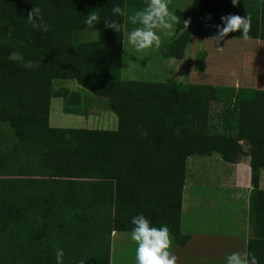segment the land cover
<instances>
[{
    "label": "trees",
    "instance_id": "16d2710c",
    "mask_svg": "<svg viewBox=\"0 0 264 264\" xmlns=\"http://www.w3.org/2000/svg\"><path fill=\"white\" fill-rule=\"evenodd\" d=\"M36 6L47 32L27 22ZM114 6L125 9V0H0V264H56L58 248L64 264H110L113 233H131L139 214L184 246L183 191L194 155L218 153L234 164L247 148L258 191L264 90L122 81L125 17L114 16ZM91 11L100 21L90 28ZM176 15L168 53L182 58L190 26L186 13ZM105 20L119 22L121 33ZM217 25L223 21L213 22V35ZM81 31L98 40L77 42ZM249 36L264 41V1ZM226 37L242 39L240 31ZM71 78L108 99L117 131L50 128L55 83ZM254 237L263 239L264 228Z\"/></svg>",
    "mask_w": 264,
    "mask_h": 264
},
{
    "label": "crops",
    "instance_id": "0c3cea01",
    "mask_svg": "<svg viewBox=\"0 0 264 264\" xmlns=\"http://www.w3.org/2000/svg\"><path fill=\"white\" fill-rule=\"evenodd\" d=\"M264 0H239L234 6L231 0H199L193 13L194 0H167L169 11L176 15L184 12L190 21V37L182 58L169 55L177 24L170 30L157 29L161 46L142 52L135 51L128 43L132 25L125 17L122 52V81L143 83L208 85L213 87L264 90V41L257 42L254 52L239 61V69L248 78L231 85L211 80L212 70L222 60L212 56L211 49L226 44L228 39L216 42L211 27L216 20L229 14L257 19ZM145 6V0H125L128 16ZM235 38V37H225ZM77 42L98 40L95 31H81ZM238 39V38H235ZM259 40V39H249ZM139 69L138 72L132 71ZM55 96L50 101L49 125L52 129L67 131H117L119 119L109 109V101L93 95L78 79H61L55 83ZM245 145V144H243ZM264 228V171L261 173L258 191L252 185L250 156L245 154L234 164L225 162L221 155H194L187 160V174L183 191L181 234L188 239L184 246L172 237L171 252L177 256V264H225V257L232 252L247 251L253 242L252 252L259 264L264 262V238L254 237V228ZM120 233H113L110 264L117 261L113 239L125 244ZM122 240V241H121ZM256 240V242H254ZM136 250V249H135ZM126 264H136L134 253L124 254Z\"/></svg>",
    "mask_w": 264,
    "mask_h": 264
},
{
    "label": "clouds",
    "instance_id": "9594fccd",
    "mask_svg": "<svg viewBox=\"0 0 264 264\" xmlns=\"http://www.w3.org/2000/svg\"><path fill=\"white\" fill-rule=\"evenodd\" d=\"M234 6L239 4V0H231ZM114 16L127 17L134 27L127 35V41L135 51L142 52L153 46H161L159 30H170L173 24H179L180 18L169 11L167 0H145V6L128 16L125 9L120 6L112 8ZM223 25H217V34L213 37L218 43L229 33L240 31L243 40L250 39L251 18L229 14L222 16ZM100 21L98 13L91 11L85 20L88 27H94ZM27 22L31 27L38 31L47 32L48 25L43 22L41 9L36 6L28 12ZM190 21L184 20L183 24L187 28ZM105 27L121 33L122 25L116 20H105ZM131 240L136 244L135 260L136 264H177V256L171 252L172 237L169 228L164 225L154 227L151 222L143 215L139 214L132 218ZM64 251L57 249L56 264H64ZM83 264V261H81ZM225 264H259L257 257L247 251H235L225 257Z\"/></svg>",
    "mask_w": 264,
    "mask_h": 264
},
{
    "label": "rangeland",
    "instance_id": "374dc122",
    "mask_svg": "<svg viewBox=\"0 0 264 264\" xmlns=\"http://www.w3.org/2000/svg\"><path fill=\"white\" fill-rule=\"evenodd\" d=\"M228 39L226 44H219L216 47H212V56L218 55L222 60L217 61L218 67L211 72V80L214 79L216 83H223L225 85H231L238 80L247 81L248 77L243 74V69H239V61L246 54L253 53L255 50L252 48L260 42V40H243L241 38H224ZM132 71L138 72L139 69ZM3 135L10 138L14 137V132L9 126H3L1 128ZM119 237L125 239V244L120 242L118 239H113L114 249L117 255V261L121 264H126V258L124 254L134 253L136 249V244L131 240V233H120ZM122 241V240H121Z\"/></svg>",
    "mask_w": 264,
    "mask_h": 264
}]
</instances>
